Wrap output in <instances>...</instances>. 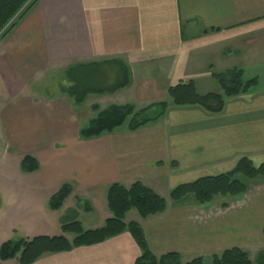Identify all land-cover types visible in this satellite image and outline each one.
<instances>
[{"label": "crops", "instance_id": "0c3cea01", "mask_svg": "<svg viewBox=\"0 0 264 264\" xmlns=\"http://www.w3.org/2000/svg\"><path fill=\"white\" fill-rule=\"evenodd\" d=\"M220 44L232 48L226 59H246V68L264 61V0H37L0 37L1 156L11 160L0 167V246L15 236L61 235L56 215L74 210L80 196L99 201L91 195L98 190L106 199L112 185L140 183L161 197L229 173L241 159L264 164V87L226 100L218 114L170 106L159 121L135 132L91 140L80 139L79 108L69 98L61 91L39 93L54 84L51 74L95 64L114 76L127 73L129 83L93 96L124 93L118 105L147 107L165 100L164 77ZM27 155L38 170L23 174L19 163ZM235 179L246 189L239 196L201 205L187 195L166 202L161 214L131 221L140 225L155 257L173 253L186 263L239 249L254 261L264 253V177ZM64 184L72 193L51 211L49 200ZM110 217L104 210L103 224ZM139 255L132 237L122 233L44 254L33 264H135Z\"/></svg>", "mask_w": 264, "mask_h": 264}, {"label": "trees", "instance_id": "16d2710c", "mask_svg": "<svg viewBox=\"0 0 264 264\" xmlns=\"http://www.w3.org/2000/svg\"><path fill=\"white\" fill-rule=\"evenodd\" d=\"M36 1L33 0L28 4L29 0H0V37L5 36L15 24L4 30L8 23L16 15V21L20 20ZM98 67L101 66L95 64L75 65L64 70V77L69 86L63 87L61 92L72 101L75 107L80 108L89 95L110 94L128 85L127 73L121 71L116 74L120 83L115 86L103 89L89 87L90 69L96 76L95 81H98V73L101 71L97 69ZM211 79L217 85V92L200 94L192 81L178 82L166 88L167 100L150 104L143 109H137L131 104L110 105L104 109L92 105L89 108L90 117L82 122L88 121L87 124L79 129V137L81 140L96 139L112 134L121 128H125L127 132H135L146 125L159 121L170 106L198 107L207 113L218 114L223 110L226 100L250 94L264 85L259 84L255 77L244 79L243 71L237 68L217 73L211 72ZM19 168L23 174H29L38 170V164L27 155L21 159ZM236 176H241L246 180L264 177V164L255 167L247 159H241L229 173L198 179L191 184L173 189L169 193V199L174 202L187 195H192L198 204L203 205L211 202L217 196H239L246 189L242 183L235 179ZM71 193V185H62L49 200V209L51 211L59 210ZM106 204L111 217L105 220L102 227L85 231L75 217L70 223L61 225V235L32 239L17 238L3 243L0 246V261L18 259L19 264H33L44 254L68 252L74 248L102 243L122 233H128L140 251L135 264H203L202 258L182 263L181 257L173 253L155 257L148 248L140 225L133 221L124 222L125 216L132 210L136 211L141 219L165 211L166 201L151 189L140 183H134L127 188L112 185L107 189ZM65 235L73 236L72 241L69 242L64 237ZM211 264H264V253H258L255 260L251 261L244 251L230 249L219 255L211 256Z\"/></svg>", "mask_w": 264, "mask_h": 264}, {"label": "rangeland", "instance_id": "374dc122", "mask_svg": "<svg viewBox=\"0 0 264 264\" xmlns=\"http://www.w3.org/2000/svg\"><path fill=\"white\" fill-rule=\"evenodd\" d=\"M32 1L33 0H29L28 4L31 3ZM16 18H17V15L13 19V21L11 20L12 23L11 21L8 23V25L6 26L4 30H7L9 28L8 26L14 24L16 22ZM229 49H232V48L226 47L225 49H223V47L220 44L214 47V49H212V52H207V51L199 52L198 54H196L197 63L194 60L185 61L184 67H180L172 75L168 74L166 78L164 77L165 85L173 86L178 82L192 81L195 84L198 92L201 94L217 92L218 91L217 85L214 83V81L210 79L209 74L211 72H215V73L223 72L225 70L232 69L234 67H237V69H241L243 71L244 79H250V78L255 77L258 79L259 84H264V61L256 64L255 66H247L246 68L245 67V64H246L245 61L247 62L246 59L245 61L241 58L239 60L238 58H232V57H229V59H226V57L228 56L226 51ZM221 52H224V53L221 54ZM239 65L240 67H238ZM103 68H104L103 66L97 68L98 70H101L99 71L100 74L98 73L99 74L98 81H95L96 76L93 75V71L90 69V72H89L90 82L88 83L89 87L103 89L105 87H113L117 83H120L119 82L120 79H118L117 76H114V74L111 72L108 73L106 68L105 69ZM51 75H52L54 84L52 85V87L50 86L48 89L43 90L45 92L40 91L39 93H43V94L46 93L48 95L52 93L60 94L61 93L60 91L63 87L67 88L69 86V83L65 80V77H64L65 74L62 71L51 74ZM261 86L264 87V85H261ZM9 90L10 89H8L7 94H10ZM123 95L124 93L114 95L113 97H109V96L95 97L93 95H89L86 102L79 108V111L77 112V117L81 121V123L79 122L80 123L79 129L87 124L88 121L84 123L82 122L90 117L91 113H90L89 108L94 103L100 104V105H105L106 103H108L107 105L101 107V109H104L110 105H118L116 102L118 101V98H120ZM165 100H167V97H165ZM119 103L121 102L119 101ZM124 105H127V104H124ZM131 105H134V104H131ZM134 106L137 109H142L145 107L142 105H134ZM124 129L125 128H121L119 130H124ZM2 141L3 140H0V167L1 168L4 164L10 165L11 163L10 156L8 155L1 156V152L3 149ZM0 180H2L1 174H0ZM93 194H97L96 198H98L99 201L95 202L94 200H92L90 198V194H88V196L87 195L80 196L81 198L78 197V199L75 200L74 202L76 203V207L74 208V210L69 211L63 217L61 216L58 217V215H56L57 221L60 220L59 226H57V233L61 225L70 223L71 221H73L75 217H76V221L81 224V227L85 231L94 230V229H98L102 227L101 225H103L102 218L104 216V210H106V212L109 213V215L111 216L110 212L108 211V208H106L107 204H106V199L104 197L105 191L98 190L97 192L92 193L91 195ZM160 195L161 197L164 198L162 199L165 200L167 203L171 201L169 199L168 192L167 194L160 193ZM100 199L102 201H100ZM86 206L92 209V212L90 211L87 212L86 209L88 208ZM133 216L137 219L139 218V215L137 214V212L132 210L130 211V213L128 212V214L125 216L124 222L126 223L130 222L133 219ZM91 220L92 222H90ZM17 237L18 236H15L14 239H17ZM71 239H73V236H71ZM210 258L211 256H208V255L203 256L202 257L203 264H211Z\"/></svg>", "mask_w": 264, "mask_h": 264}, {"label": "built area", "instance_id": "2783aa9c", "mask_svg": "<svg viewBox=\"0 0 264 264\" xmlns=\"http://www.w3.org/2000/svg\"><path fill=\"white\" fill-rule=\"evenodd\" d=\"M12 21H13V20H12ZM12 21H11V23H12ZM11 23H10V24H11ZM8 27H9V26H8Z\"/></svg>", "mask_w": 264, "mask_h": 264}]
</instances>
